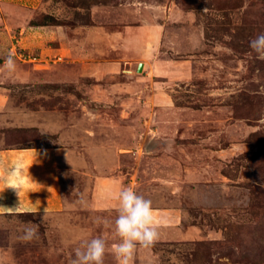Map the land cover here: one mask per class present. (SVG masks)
Wrapping results in <instances>:
<instances>
[{"label": "rangeland", "instance_id": "1", "mask_svg": "<svg viewBox=\"0 0 264 264\" xmlns=\"http://www.w3.org/2000/svg\"><path fill=\"white\" fill-rule=\"evenodd\" d=\"M25 13L56 17L74 50L85 40L100 52L109 46L100 58L121 69L96 80L52 62L30 73L31 83L6 88L15 117L0 129L2 147H53L61 126L78 139H70L75 173L62 169L69 208L0 214V264H69L83 241L100 236L103 264H117V208L83 205L100 176H121L152 205L181 207L182 229L197 230L175 240L157 229L158 243L138 246L133 264H170V254L181 264H264V61L249 47L264 33V0H44ZM157 62L172 69L154 73ZM140 63L149 70L139 73ZM39 119L47 130L33 125ZM29 223L39 238L22 243Z\"/></svg>", "mask_w": 264, "mask_h": 264}, {"label": "crops", "instance_id": "2", "mask_svg": "<svg viewBox=\"0 0 264 264\" xmlns=\"http://www.w3.org/2000/svg\"><path fill=\"white\" fill-rule=\"evenodd\" d=\"M43 7L44 0H0V129L7 128V119L15 117L11 114V97L6 88L31 83L30 75L33 74L30 73L48 71L52 62L66 60L78 67L79 75L96 80H105L121 69L119 62L100 58L110 51L109 46L100 52L90 47L93 43L85 40L84 43H88V46L82 44L83 46L74 50L63 27L30 25L31 16L25 12L41 10ZM14 50L34 59L21 60L20 56L14 54ZM9 53L16 62L15 70L11 72L4 66ZM158 68L159 71L169 72L172 66L157 62L153 72L158 73ZM143 70H149L146 63ZM30 115L29 113L21 118L28 125L33 120ZM33 125L47 130L45 120L41 123L39 119ZM58 132L60 141L53 147L4 148L0 145V214L61 213L69 208V203L63 196L60 161L68 160L73 167L74 142L70 139H78V135L71 128L69 139L68 134L67 137L62 134V126ZM86 156L97 164L98 157L95 153L88 152ZM94 187L93 195L83 204L86 205L84 207L98 211L117 208L116 194L125 188L121 176H100ZM152 208L157 229L171 230L175 240L195 238V228L182 229L185 215L181 207L152 205ZM146 254L143 259L150 260L148 252Z\"/></svg>", "mask_w": 264, "mask_h": 264}, {"label": "clouds", "instance_id": "3", "mask_svg": "<svg viewBox=\"0 0 264 264\" xmlns=\"http://www.w3.org/2000/svg\"><path fill=\"white\" fill-rule=\"evenodd\" d=\"M249 47L256 53L258 60L264 61V33L251 39ZM4 66L10 72L15 70L16 62L11 53L5 58ZM115 199L118 215L114 222L112 238L117 242L112 243L111 251L117 264H133L138 246L153 248L160 239L154 222L152 202L137 194L131 187L122 188ZM38 238V226L29 223L24 226L19 240L22 243H31ZM107 246V240L102 236L86 239L75 249L74 258L69 264H103ZM169 260L170 264H181L175 254H170Z\"/></svg>", "mask_w": 264, "mask_h": 264}, {"label": "trees", "instance_id": "4", "mask_svg": "<svg viewBox=\"0 0 264 264\" xmlns=\"http://www.w3.org/2000/svg\"><path fill=\"white\" fill-rule=\"evenodd\" d=\"M57 18L54 17L53 15H47L43 21H36V20H30V25L32 26H58L57 25ZM24 148H33V147H24ZM67 163L69 165V170L75 173V169L71 167L70 163L68 160H61L60 161V176H61V181H62V189H63V196L67 200L65 191H64V184H63V165Z\"/></svg>", "mask_w": 264, "mask_h": 264}, {"label": "built area", "instance_id": "5", "mask_svg": "<svg viewBox=\"0 0 264 264\" xmlns=\"http://www.w3.org/2000/svg\"><path fill=\"white\" fill-rule=\"evenodd\" d=\"M14 54L15 55H18V56H20L21 57V59H28L29 57L28 56H26L25 54H23V53H18L16 50H14ZM31 59V58H30Z\"/></svg>", "mask_w": 264, "mask_h": 264}, {"label": "water", "instance_id": "6", "mask_svg": "<svg viewBox=\"0 0 264 264\" xmlns=\"http://www.w3.org/2000/svg\"><path fill=\"white\" fill-rule=\"evenodd\" d=\"M143 69H144V64L143 63H140L139 66H138V72L139 73H142L143 72Z\"/></svg>", "mask_w": 264, "mask_h": 264}]
</instances>
